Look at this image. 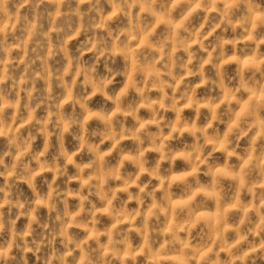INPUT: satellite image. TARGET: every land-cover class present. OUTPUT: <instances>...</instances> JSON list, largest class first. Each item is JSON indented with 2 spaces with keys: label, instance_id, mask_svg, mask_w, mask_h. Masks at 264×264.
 Segmentation results:
<instances>
[{
  "label": "clouds",
  "instance_id": "1",
  "mask_svg": "<svg viewBox=\"0 0 264 264\" xmlns=\"http://www.w3.org/2000/svg\"><path fill=\"white\" fill-rule=\"evenodd\" d=\"M0 264H264V0H0Z\"/></svg>",
  "mask_w": 264,
  "mask_h": 264
}]
</instances>
